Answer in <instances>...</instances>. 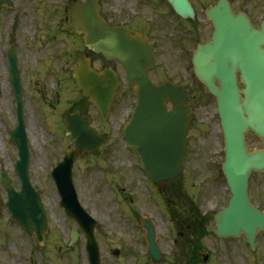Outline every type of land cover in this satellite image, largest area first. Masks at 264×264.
<instances>
[{
    "label": "water",
    "instance_id": "obj_1",
    "mask_svg": "<svg viewBox=\"0 0 264 264\" xmlns=\"http://www.w3.org/2000/svg\"><path fill=\"white\" fill-rule=\"evenodd\" d=\"M96 1L75 3L72 7V22L77 32L85 34L88 46L109 58L118 59L123 64L129 86L140 97L138 101L140 107L138 106L133 114L134 122L127 124L124 134L128 142L138 150L142 159L145 160L148 155L153 159H159V164L153 161L149 164L145 162L144 167L149 177L161 179L178 174L181 171L185 144L180 142L179 149L178 146L177 150L172 149L168 141L170 133L164 130L163 121L152 119L148 124L142 122L147 117L143 107L146 104L158 105L162 115L164 112L162 102L171 100L177 115V128L184 132L190 111L186 104V93L168 81H163L161 85H154L151 82L147 73L153 64L151 46L137 34L131 35L123 28L108 25L98 14ZM168 1L180 15H193L187 0ZM216 13L222 17L221 20H217L221 25L222 45L206 43L198 46L193 57L195 74L217 98L226 146L222 170L228 179L232 197L228 206L219 211L214 220L219 236H238L243 232L253 246L255 234L264 227V217L252 207L246 193L249 173L264 172V21L261 28L255 30L244 15L240 18L231 15L226 5L218 4ZM227 17L228 28L224 27V24L228 23L225 22ZM233 25H236V28H233ZM76 59L78 68L72 75L78 86L82 88L83 94L88 95L89 99L105 112L115 89V74L107 68L102 72H95L89 68L87 60L82 55H78ZM236 70L240 71L241 81L245 84L241 90L236 85ZM214 79L219 81L220 87L215 86ZM240 91L243 97L240 96ZM162 118L164 119L165 115ZM64 121L66 134L70 135L75 147L71 148L57 164L53 174L61 193V204L86 233L90 264H98L97 247L92 236L94 223L89 220L77 202L70 178L73 157L82 153L83 149L93 151L98 145V140L93 130L87 126V118L81 122L78 113H74L67 114ZM248 129L260 137L263 148L247 150L244 132ZM12 136L20 149V159L16 162V168L21 175L22 184L20 190L15 191L9 178L3 173V184L8 194L5 205L11 212V218L29 234L34 232L38 243H41L47 229V217L39 193L32 188L27 177L28 150L22 122H19ZM178 136L177 132V142ZM147 143H150L149 147H146ZM156 143L157 147L152 145ZM170 161L175 163L169 165ZM71 238L72 240L76 238L75 232H72ZM147 240L151 255L159 259L160 254L154 242V230L150 224L147 229Z\"/></svg>",
    "mask_w": 264,
    "mask_h": 264
},
{
    "label": "rangeland",
    "instance_id": "obj_2",
    "mask_svg": "<svg viewBox=\"0 0 264 264\" xmlns=\"http://www.w3.org/2000/svg\"><path fill=\"white\" fill-rule=\"evenodd\" d=\"M105 1L111 2V0ZM196 4L201 11L199 3L196 2ZM150 6L152 9L149 7L147 13L149 21L158 20V24H163L165 22L163 13L153 6L152 2ZM239 8L245 9L253 21L258 24V16L264 13V0H245ZM162 35L164 36L157 37L156 69L151 72L152 76L158 79L167 73L172 78H176L177 83L189 91L194 107L191 149L180 176L182 188L201 212L211 215V212L222 206L229 196L220 171V164L223 160V142L215 102L200 84L192 79L191 66L186 59L185 52H178L177 49L176 56L174 50L168 53L163 48V44L164 46L166 44L165 41L171 43L170 40L173 37L178 42L180 41L177 38V33L168 34L165 32ZM183 68H187V70L183 71ZM49 73L46 81L35 86H39L40 91L42 90L41 93L44 92L52 98L55 87L52 77L55 79L57 72ZM0 77L2 79L3 73ZM35 88L32 83L27 87L29 102L25 105L26 133L30 150L29 174L32 184L42 192V201L48 215V229L44 235V244L37 245L34 236H29L22 231L18 224L10 219L9 212L3 207L0 216V264H31L33 262L35 264H86L82 234L71 246H67L70 230L79 232L80 230L75 221L68 217L59 205L58 193L53 187L48 173L51 165L55 162L54 159L57 160L60 155V147L68 144V139L62 136L59 127L55 125L54 128V121L48 115V112L53 111L49 109L43 115H37L35 110V113L33 112L31 107L36 109L42 103L39 98L41 93H36ZM75 90L76 87L63 81L59 98L66 102L72 98V93H75ZM124 95L125 92L120 90L117 100L119 101ZM88 110L93 112L92 108ZM5 121L10 126L15 124L7 86L2 85L0 86V170H6L12 184L18 188L19 179L12 166V160L17 158V148L5 131ZM246 139L249 148L261 145L259 139L251 132H247ZM121 154V151L114 153L113 159L108 165L106 159L93 163L82 159L75 161L73 167V180L80 202L102 222L95 230L101 256L99 264H132L134 259L140 255L141 248L133 236L132 219L130 211L127 210L128 204L126 205L120 196L122 192L119 188L126 187L127 182L119 171L128 170L127 173L133 175V186L128 192L132 193L130 195L135 200L133 205L135 213L140 214L143 213L144 207L143 189L138 184L136 185L135 177L137 173L142 174L138 168L130 172L131 167L129 168L127 162L121 158ZM105 165L109 166V169L107 167L102 169ZM114 168L118 169L117 173L113 172L117 177L120 176L118 181L104 182L106 179L113 178L110 170ZM248 189L252 201L264 211V174H251ZM0 190L3 192L1 183ZM181 206L184 205L181 204ZM177 208L179 211L177 215L184 216L185 212L180 213V205ZM205 227L207 235L201 241L202 246L199 254L196 255L192 241L191 243L184 241V234L181 236V241L177 242L176 258L174 256L175 248H171L172 242L167 239L164 231L165 239L158 242L163 254L161 262L151 259L146 264H168L171 262L172 264H264V229L256 235L254 251H249L243 235L235 238H219L215 234L212 220L208 221ZM183 230L184 228L177 225V237ZM114 248L121 250L120 256L112 253ZM133 251L135 252L134 258L131 255ZM202 254L209 255L205 262L200 260Z\"/></svg>",
    "mask_w": 264,
    "mask_h": 264
},
{
    "label": "flooded vegetation",
    "instance_id": "obj_3",
    "mask_svg": "<svg viewBox=\"0 0 264 264\" xmlns=\"http://www.w3.org/2000/svg\"><path fill=\"white\" fill-rule=\"evenodd\" d=\"M208 1L210 6L217 0ZM151 2L154 7L159 8V11L163 13L165 17L163 24H158V20L149 21L147 13ZM229 2L233 8L240 10L239 6H242L245 0H229ZM70 6L71 0H0V76L3 73L2 79L0 77V84L10 83L8 75L11 64L9 54L13 53L16 66L20 70L23 109L26 115L25 105L29 102L27 87L32 83L33 88H35L38 83L46 81L49 72H57L56 78L52 77L55 83L52 98L44 92L41 93L42 90L40 91L38 86L35 90L36 93H41L39 98L42 103L36 109L31 107L37 115H43L49 109L53 111L51 113L47 112L54 121V128L55 125L61 127L62 114L66 111H73V109L79 107L88 112L89 108L94 107L85 97L80 95L79 91L76 96L72 93V98L66 102L61 101L59 98L63 81L75 86V82L69 73L76 66L74 59L76 50H82L95 69L100 70L104 66L113 69L119 79V86L123 81L122 66L116 60H107L100 53L88 48L84 44L83 35L77 34L73 30ZM98 9L111 25L125 26L132 33L140 31L142 35L146 36L147 41L152 44L155 52L158 49L157 37H163L162 34L165 32H168V34L177 33V38L180 39L179 42L173 37L170 40L171 43L165 41V46L163 44V48L168 53L174 50L176 56L177 49L181 53L188 52L191 50L193 42L196 44L199 41L200 37L197 31L210 27V23L207 21L204 24H198L196 20L177 18L170 7H167L165 0H111V2L98 0ZM211 32L212 27L209 36ZM161 79L154 81L157 82ZM8 92L13 105V114H15L12 89ZM128 95L119 101L116 98L113 99L105 119H102L97 111L90 114L92 126L106 137L101 147L99 159H106L107 165L113 159L114 153L119 150L123 151L124 146L119 142L120 138H117L118 131L121 130L123 122L129 117L136 101L134 96L127 99ZM166 107L172 109L171 103L167 102ZM190 139L189 134V144ZM129 155L132 158L136 157L135 161L139 163L137 154L134 151L129 150L125 157L128 158ZM84 157L88 160H95L89 155H84ZM106 167L109 168V166ZM144 184L142 215L149 216L154 223L158 242L165 239L166 236L168 240H173L174 244L177 245V177L157 183L144 181ZM128 195V193H124L125 197L132 200ZM134 215L136 216H134L135 220L132 225L133 236L141 248L139 251L143 253L144 246L147 247L145 232L139 222L140 214L134 213ZM117 251L116 256H120L121 250L117 249ZM134 253L133 251L131 254L133 257ZM174 256L177 258V249ZM150 260L151 257L147 253L145 260L141 261L137 258L135 264H146Z\"/></svg>",
    "mask_w": 264,
    "mask_h": 264
}]
</instances>
